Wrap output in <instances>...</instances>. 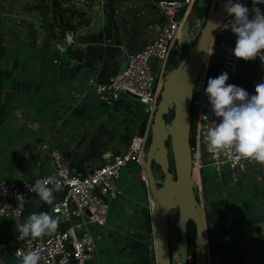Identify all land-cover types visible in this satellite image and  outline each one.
I'll use <instances>...</instances> for the list:
<instances>
[{
  "label": "crops",
  "instance_id": "1",
  "mask_svg": "<svg viewBox=\"0 0 264 264\" xmlns=\"http://www.w3.org/2000/svg\"><path fill=\"white\" fill-rule=\"evenodd\" d=\"M122 2L112 5L108 27L79 36L75 47L88 49L79 69L76 61L74 65L54 61L60 56L53 44L63 29L56 21V27L39 20L33 23V16L27 14L18 27H0V173L16 180L49 171V157L39 148L49 138L70 159L73 169H89L103 162L101 153L123 151L130 136L145 129L148 111L141 102L128 100V95L110 107L91 95L62 105L78 73L93 68L99 79H106L125 65L121 59L125 49L136 46V32L144 36L138 45L157 32L161 14L154 0ZM80 24H86L84 15ZM251 168L246 172H258L260 181L232 180L236 190L214 188L210 183L216 180L203 178L200 187L195 186L204 210L209 264H264V165L254 162ZM144 187L138 178L129 190L119 187L121 193L109 199L107 224L89 264H150L154 226L152 203ZM60 194L54 193L55 200ZM50 207L35 193L24 216L26 220L32 213L55 216ZM14 233L13 223L0 219V238L9 243L0 251V264H21L12 251Z\"/></svg>",
  "mask_w": 264,
  "mask_h": 264
},
{
  "label": "built area",
  "instance_id": "2",
  "mask_svg": "<svg viewBox=\"0 0 264 264\" xmlns=\"http://www.w3.org/2000/svg\"><path fill=\"white\" fill-rule=\"evenodd\" d=\"M195 1L154 0V6L161 14L157 32L145 39L138 47L125 52V68L121 71H114L104 80L99 79L97 70L93 68L86 73H78L70 83L69 93L62 99V105L65 106L72 105L77 100L91 95L110 107L123 95L137 98L145 106L150 117L144 130H139L130 136L123 151L103 152L101 157L104 160L97 166L85 170L73 169L70 159L64 155L62 150L46 139L39 144V148L49 157L51 164L49 171L34 177H20L16 180L0 179V219H9L13 223L15 233L12 251L16 257L21 259L17 255L18 251L25 254L29 251H38L41 256L39 264H89L97 248L96 240L102 234L101 229L95 230L92 227L107 224L109 199L121 193L117 182L120 168L129 163L136 164L139 178L147 184L144 161L150 136L151 115L156 109L162 83L168 72L167 64L170 53L176 50L177 55L185 51L180 41V33ZM94 2V7L101 8L102 0H94ZM236 2L242 3L250 10L253 7L252 0H236ZM256 7L264 12V4H257ZM65 15V13L54 15V19L57 23L65 25ZM249 15L251 18V11ZM232 22V17L226 14L215 25L210 43L209 52L211 54L208 52L203 69L193 86V100L197 104V110L194 113L196 114V130L191 151L193 168L194 162L198 163L199 183L195 181L197 187L201 185L204 167L208 166L215 171L219 180H222L224 171L229 172L233 180H237L240 174L248 171L254 163L246 160L234 163L227 153L214 157L207 151L204 142L208 129L214 127L215 123H219L220 120L213 114L204 91L209 79V67L216 63L214 58L216 46L224 49L223 60L218 69L228 73L229 84L238 85L237 81L232 78L239 65V59L233 55L237 37L230 28ZM76 37L77 34L73 28L64 27L54 43L59 54L68 56L70 65H74L75 60L69 57L68 50L78 40ZM153 58H156L154 68L151 67ZM54 61L58 64L62 63L61 57H56ZM257 61L260 70L256 78L252 80L253 90L257 84L264 83V62L259 57ZM194 93H197L196 97ZM248 93L254 95L255 91ZM146 96L152 98L151 103H144ZM48 177L60 179L63 185L60 196L50 207L52 214L60 215L63 226L52 235L37 239L31 237L21 239L19 228L26 221L24 213L35 194L30 191V188L37 181ZM17 195L23 196V201L18 200ZM56 208L60 209V213L54 210ZM152 238L150 248L153 249L154 234ZM8 245L6 239L0 238V251ZM170 248L172 264H180L177 227L170 230ZM188 264H195L192 254L188 255Z\"/></svg>",
  "mask_w": 264,
  "mask_h": 264
},
{
  "label": "water",
  "instance_id": "3",
  "mask_svg": "<svg viewBox=\"0 0 264 264\" xmlns=\"http://www.w3.org/2000/svg\"><path fill=\"white\" fill-rule=\"evenodd\" d=\"M83 1L95 5L94 0ZM115 1L102 0L101 16L104 25L109 23L111 7ZM224 2L225 0L195 1L193 7L202 8L203 16L196 27L190 24L192 10L187 15L180 33V41L186 43L185 51L183 54H177L174 62L167 64L168 72L162 83L156 109L151 115L150 140L144 161L147 187L152 199L151 211L155 240L154 248L149 249L150 264H172L169 222H177L179 262L188 264V255L191 254L187 237L189 220H192L195 225L194 262L209 264L204 210L200 199L196 196V183L192 174L191 144L194 142L193 135L196 130V114L194 113L197 110V104L193 100V86L207 58L214 27L227 14L223 8ZM235 2L236 0H233V3ZM194 30L195 32L191 34ZM143 37L141 33L136 32L137 44L133 48L139 46ZM88 41L87 39L86 42ZM198 46L201 48L199 51ZM87 53L88 49L81 47H71L68 50L69 57L76 61L77 69L83 66V59ZM121 63L126 65L125 57L121 59ZM155 63L156 58H153L152 68ZM125 65L118 70H123ZM211 68L216 71L219 64L213 63ZM170 111L173 115L167 121L165 115ZM192 113L193 116H191ZM169 138L170 148L166 144ZM170 154L173 171L170 170ZM152 163L159 165L163 173L162 179L155 177ZM171 209H177V218L169 215Z\"/></svg>",
  "mask_w": 264,
  "mask_h": 264
},
{
  "label": "clouds",
  "instance_id": "4",
  "mask_svg": "<svg viewBox=\"0 0 264 264\" xmlns=\"http://www.w3.org/2000/svg\"><path fill=\"white\" fill-rule=\"evenodd\" d=\"M252 4L250 10L240 2L225 0L223 8L232 17L230 28L237 37L233 55L245 61L259 57L264 62V12L256 7L257 4H264V0H252ZM197 50L201 48L198 46ZM228 79V73L222 72L215 78H209L204 89L213 114L220 118L219 123L209 128L204 137L207 151L214 157L227 153L234 163L246 160L264 165V83L257 84L255 94L249 95L242 87L226 83ZM151 102L150 96L144 98V103ZM62 190L61 180L53 177L37 181L30 188L48 205L53 204L54 193ZM17 199L23 201L24 198L17 195ZM54 210L60 213V209ZM59 224V214L32 213L19 228L20 238L37 239L52 235ZM17 255L21 257V264H39L41 259L38 251L26 254L18 251Z\"/></svg>",
  "mask_w": 264,
  "mask_h": 264
},
{
  "label": "rangeland",
  "instance_id": "5",
  "mask_svg": "<svg viewBox=\"0 0 264 264\" xmlns=\"http://www.w3.org/2000/svg\"><path fill=\"white\" fill-rule=\"evenodd\" d=\"M123 0H116L114 2V6H119L123 2ZM123 11L122 9H120ZM71 11L74 13V15L68 16L70 19V24L73 26V29L75 30L77 37L80 35H87L90 31H98L99 28H104V24L101 19V8L94 7L92 4L84 2L83 0H0V27L2 29H11L14 27H18L21 25L22 21H26V15L31 14L33 16V23L36 20L41 21L42 23H47V26H49V23L55 26V20L54 15H58L61 13H65ZM114 11V10H113ZM114 13V12H113ZM117 13H119V10L117 9ZM160 14V12H159ZM84 15L86 17V24L81 25V17ZM67 16V15H66ZM198 20L193 19V22L196 23ZM32 25V24H31ZM31 25L28 26V28L31 27ZM194 25V24H193ZM196 26V25H194ZM56 27V26H55ZM106 27H108L106 25ZM192 34V33H191ZM77 41L73 43V47L76 46ZM55 43V42H54ZM54 45V44H53ZM183 45V44H182ZM55 48V45L53 46ZM56 50V49H55ZM57 52V51H56ZM57 54L61 57V59L65 62L69 61V58L66 54ZM224 56V49L221 47L216 46L214 49V58L215 62L218 64L222 63ZM212 69V68H211ZM259 65L257 58L253 60L245 61L243 59H239V65L236 69V71L233 74V79L237 81V86L242 87L247 92L255 91L253 90L251 83L252 80L256 78L258 72H259ZM83 73V72H80ZM85 73V72H84ZM222 71L217 69L216 71L210 70L208 72L209 78H215L218 75H220ZM230 77L226 81V83L229 84ZM197 96V93H194V97ZM128 100H131L133 102H139L137 98H133L130 96H126ZM94 100L98 101L96 98H93ZM127 100V99H126ZM100 102V101H98ZM103 104V103H102ZM105 105V104H103ZM106 106V105H105ZM193 116V113L191 114ZM52 140V138H49V141ZM170 148V138L168 139ZM35 144V143H34ZM40 144V143H39ZM37 145V144H36ZM171 158V154H170ZM158 165V164H157ZM156 163H152V168L154 169V175L156 178L162 179L163 173L158 167ZM93 168V164L90 166ZM252 169V168H251ZM173 171V170H172ZM244 172L241 173L239 178L245 179L253 178L256 180L260 179V175L258 172ZM13 176L0 173V179L1 178H12ZM139 174H138V166L134 163H129L127 165H123L119 170V176H118V186L121 189L129 190V186L135 182L138 181ZM202 178L204 180L213 181L216 180L218 183H210L211 186L214 188L219 187L220 185L222 187H225L227 189L235 188L236 190V182H233V178L230 175L229 172L224 171V175L221 178L222 180H219L218 175L215 171H213L210 167H204L202 169ZM228 180V181H226ZM196 181V180H195ZM260 181V180H259ZM197 182V181H196ZM218 185V186H217ZM232 187V188H231ZM145 190L148 191V201L152 203V199L150 195V192L148 190L147 184L145 183ZM197 188V187H196ZM207 188H210L209 185H207ZM198 189V188H197ZM177 209H171L169 211V215L174 218V213ZM111 211V210H110ZM173 227H177V222L173 223ZM104 226H98L95 225L92 228L95 230L102 229ZM151 238V243H152ZM98 240H96V243Z\"/></svg>",
  "mask_w": 264,
  "mask_h": 264
},
{
  "label": "trees",
  "instance_id": "6",
  "mask_svg": "<svg viewBox=\"0 0 264 264\" xmlns=\"http://www.w3.org/2000/svg\"><path fill=\"white\" fill-rule=\"evenodd\" d=\"M62 14V13H61ZM60 14V15H61ZM67 15V16H66ZM66 15L64 16L65 17V25H62L63 26V28L64 27H68V28H73V26L70 24V19H69V17L68 16H71V15H74V13L73 12H71V11H68L67 13H66ZM111 16V15H110ZM110 18V17H109ZM108 25H110L109 23H108ZM175 56H176V50H173L171 53H170V56H169V58H168V63H170V62H174V60H175ZM210 70H212L211 69V66L209 67V70H208V72L210 71ZM172 115H173V112L172 111H170L168 114H166L165 115V118H166V120L168 121L169 119H170V117H172ZM149 140H150V136H149V138H148V143H149ZM166 144L167 145H169V141L168 140H166ZM157 165V164H156ZM158 167H159V165H157ZM153 169V168H152ZM174 169V167H173V161H172V158H170V170H173ZM153 171H154V169H153ZM197 196V195H196ZM174 218H177V216H178V211L176 210V212L174 213ZM173 223L172 222H169V229L171 230V229H173ZM194 233H195V225H194V223H193V221L192 220H189L188 222H187V237H188V245L190 246V248H191V250H190V252H191V254L193 255L194 254Z\"/></svg>",
  "mask_w": 264,
  "mask_h": 264
},
{
  "label": "flooded vegetation",
  "instance_id": "7",
  "mask_svg": "<svg viewBox=\"0 0 264 264\" xmlns=\"http://www.w3.org/2000/svg\"><path fill=\"white\" fill-rule=\"evenodd\" d=\"M203 16V9L202 8H199V7H193L192 8V12H191V17H192V19H191V22H190V24H194V25H196V27L198 26V24H199V22H200V20H201V17ZM198 18V20H197V22L196 23H194L193 22V19H197ZM195 27V28H196ZM195 32V30L194 31H192V34ZM182 44H183V46L186 48V43L184 42V41H182L181 42Z\"/></svg>",
  "mask_w": 264,
  "mask_h": 264
},
{
  "label": "bare ground",
  "instance_id": "8",
  "mask_svg": "<svg viewBox=\"0 0 264 264\" xmlns=\"http://www.w3.org/2000/svg\"><path fill=\"white\" fill-rule=\"evenodd\" d=\"M209 51H210V48H209ZM192 174H193L194 180H196L199 183L198 163L196 161L194 162V168H193V173Z\"/></svg>",
  "mask_w": 264,
  "mask_h": 264
}]
</instances>
